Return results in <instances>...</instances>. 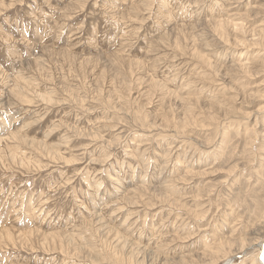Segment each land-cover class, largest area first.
Listing matches in <instances>:
<instances>
[{
	"label": "rangeland",
	"instance_id": "obj_1",
	"mask_svg": "<svg viewBox=\"0 0 264 264\" xmlns=\"http://www.w3.org/2000/svg\"><path fill=\"white\" fill-rule=\"evenodd\" d=\"M263 41L264 0H0V264H252Z\"/></svg>",
	"mask_w": 264,
	"mask_h": 264
},
{
	"label": "bare ground",
	"instance_id": "obj_2",
	"mask_svg": "<svg viewBox=\"0 0 264 264\" xmlns=\"http://www.w3.org/2000/svg\"><path fill=\"white\" fill-rule=\"evenodd\" d=\"M192 11V10H191ZM220 26V25H219ZM223 25H221V27H222ZM240 43V42H239ZM246 43V42H245ZM263 43H264V41H263ZM241 44V43H240ZM258 45V44H257ZM253 46V45H252ZM236 47V46H235ZM253 66V65H252ZM3 140V139H2ZM2 140H0V141H2ZM140 188V187H139ZM128 197V196H127ZM127 219V218H126ZM21 233V232H20ZM17 234V237H18V239H20V241H24V242H30L29 240L30 239H28V238H33V237H37V236H39V233L37 232V233H35V232H27V233H25V234ZM107 233H110V230H108L107 232H106V234ZM14 234L15 233H13L12 231H8V230H5V231H2V233H1V235H0V238H3V239H8V240H11L12 239V236L14 237ZM55 236H57V234H48V235H44L43 237H42V239H41V241L44 243V242H47V241H53V239L55 238ZM116 237V236H115ZM118 238L120 239V237H117L116 239L118 240ZM51 239V240H50ZM242 242H240V245H241V249L243 248V246H244V243L246 242V240L244 239V240H241ZM257 243V242H256ZM250 245V244H249ZM252 246V245H251ZM256 246H257V250H256V254H254V260H253V262H252V264H264V240L263 241H261V242H258L257 244H256ZM260 246V247H259ZM250 249V248H249ZM252 253V252H251ZM250 253V254H251ZM114 255V254H113ZM249 256V255H248ZM252 256V255H251ZM16 258V257H15ZM38 258L36 257V256H34V255H30V256H25L23 259H22V261H24V262H31V261H36ZM9 260H11L10 258H9ZM167 263V262H166ZM217 263V260L216 261H213V262H211V263H209V264H216ZM227 263L229 264V263H231V260L229 259L228 261H227Z\"/></svg>",
	"mask_w": 264,
	"mask_h": 264
}]
</instances>
